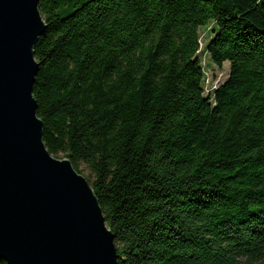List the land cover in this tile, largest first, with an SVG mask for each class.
I'll return each instance as SVG.
<instances>
[{"label":"trees","instance_id":"trees-1","mask_svg":"<svg viewBox=\"0 0 264 264\" xmlns=\"http://www.w3.org/2000/svg\"><path fill=\"white\" fill-rule=\"evenodd\" d=\"M32 93L118 264H264V3L39 0ZM204 51L227 78L204 88ZM0 264H7L0 258Z\"/></svg>","mask_w":264,"mask_h":264},{"label":"water","instance_id":"water-1","mask_svg":"<svg viewBox=\"0 0 264 264\" xmlns=\"http://www.w3.org/2000/svg\"><path fill=\"white\" fill-rule=\"evenodd\" d=\"M39 0H0V258L7 264H118L98 197L46 148L32 93Z\"/></svg>","mask_w":264,"mask_h":264},{"label":"rangeland","instance_id":"rangeland-1","mask_svg":"<svg viewBox=\"0 0 264 264\" xmlns=\"http://www.w3.org/2000/svg\"><path fill=\"white\" fill-rule=\"evenodd\" d=\"M260 1L264 3V0H260ZM211 25L212 23H209L208 25L199 28L200 38H201V48L199 52V57L204 67V74H205L204 88L207 93L210 92V89H212L213 86L218 85L221 82H223L227 78L228 73H229V62L228 61H225L222 67H218L209 60L208 54L204 51V45L207 44L210 38V35H211V32L209 30ZM54 157L62 158L63 154L59 152ZM80 168L83 169L82 174L87 176L88 173L83 168L82 165L80 166Z\"/></svg>","mask_w":264,"mask_h":264},{"label":"built area","instance_id":"built-area-1","mask_svg":"<svg viewBox=\"0 0 264 264\" xmlns=\"http://www.w3.org/2000/svg\"><path fill=\"white\" fill-rule=\"evenodd\" d=\"M214 87V86H213Z\"/></svg>","mask_w":264,"mask_h":264}]
</instances>
